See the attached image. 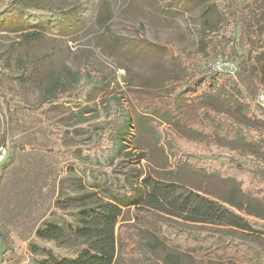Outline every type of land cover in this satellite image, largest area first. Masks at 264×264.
Returning a JSON list of instances; mask_svg holds the SVG:
<instances>
[{
    "label": "trees",
    "instance_id": "1",
    "mask_svg": "<svg viewBox=\"0 0 264 264\" xmlns=\"http://www.w3.org/2000/svg\"><path fill=\"white\" fill-rule=\"evenodd\" d=\"M198 3V50L184 56L166 45L173 71L128 94L134 112L150 117L167 167L233 180L242 195L217 194L209 181L194 184L152 164L141 166L149 160L145 150L127 144L133 118L124 96L113 94L107 76L88 62L61 67L42 85L40 99L28 102L8 80H31L35 66L22 58L17 40L8 56H0V155L6 149L0 180L22 164L34 193L10 227L13 255L0 264H264V157L214 136L261 153L264 137L250 122L208 102L220 98L244 119L264 125L258 101L264 89V0ZM67 17L63 8L0 0V30L21 33L28 42L58 32ZM222 27L227 35L218 34ZM212 51L211 61L200 59ZM218 57L232 61L235 73L213 70ZM63 101L72 119L48 118V110ZM175 125L205 139L183 136ZM252 199L262 203V213ZM167 247L184 254L172 255Z\"/></svg>",
    "mask_w": 264,
    "mask_h": 264
},
{
    "label": "rangeland",
    "instance_id": "2",
    "mask_svg": "<svg viewBox=\"0 0 264 264\" xmlns=\"http://www.w3.org/2000/svg\"><path fill=\"white\" fill-rule=\"evenodd\" d=\"M31 1L52 9L63 8L68 12V17L58 32H48L42 38L31 42L23 40L21 33L0 30V56H8L10 44L21 40L22 58L34 61L31 80L8 77L28 102L36 103L40 99L42 85L61 67L77 69L82 63L88 62L107 76L109 90L113 94L124 96L133 118L127 135V144L145 150L149 160L142 161L141 166L148 168V165L152 164L164 172H175L185 182L194 184L209 181L217 194L242 195L233 180H222L217 175L208 176L186 166L167 167L169 159L158 145L156 131L149 123L150 117L134 112L136 109L128 94L130 89L141 88L146 82L156 83L158 77L162 78L173 71L174 56L166 45H172L184 56L198 50L202 36L201 5L198 0ZM218 34L227 35L226 28L218 30ZM215 54L212 51L211 55L199 57L207 62L209 59L211 61ZM261 92L264 94V89ZM102 97L104 94L98 101L103 99ZM208 102L221 113L228 112L238 119L250 122L264 137V125L252 119H244L237 106L228 108L224 100L214 97L208 98ZM48 118L70 120L72 110L67 102H59L48 110ZM175 129L183 136L205 139L204 136L181 126L175 125ZM214 138L221 143L253 151L264 157V153L259 152L258 147L247 146L237 140L228 141L218 136ZM4 155L6 149H3V155L0 157L3 159ZM3 174H6L7 179L0 180V259H8L13 255L9 249L12 235L10 227H16L13 224L16 214L29 205V198L33 197L34 191L30 190L33 188H28L33 177L30 172L23 169L22 164H14ZM50 192L53 194L54 189L52 188ZM49 197L50 195L46 196ZM251 201L255 205L254 208L257 206V211L262 213V203L256 199ZM49 202L47 200V203ZM144 229L150 228L144 226ZM164 250L176 256L184 254L179 249L167 247ZM185 257L188 261L187 256ZM116 264L120 262L117 261ZM212 264L222 263L213 261Z\"/></svg>",
    "mask_w": 264,
    "mask_h": 264
},
{
    "label": "built area",
    "instance_id": "3",
    "mask_svg": "<svg viewBox=\"0 0 264 264\" xmlns=\"http://www.w3.org/2000/svg\"><path fill=\"white\" fill-rule=\"evenodd\" d=\"M211 68L215 71H221L223 69H228L231 73H235L236 66L232 61H227L223 57H218L212 64ZM264 95L260 94L258 101L263 104Z\"/></svg>",
    "mask_w": 264,
    "mask_h": 264
},
{
    "label": "water",
    "instance_id": "4",
    "mask_svg": "<svg viewBox=\"0 0 264 264\" xmlns=\"http://www.w3.org/2000/svg\"><path fill=\"white\" fill-rule=\"evenodd\" d=\"M2 159V157H0V160Z\"/></svg>",
    "mask_w": 264,
    "mask_h": 264
}]
</instances>
